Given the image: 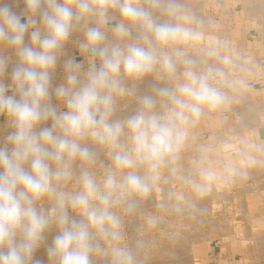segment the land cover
<instances>
[{
    "label": "clouds",
    "instance_id": "9594fccd",
    "mask_svg": "<svg viewBox=\"0 0 264 264\" xmlns=\"http://www.w3.org/2000/svg\"><path fill=\"white\" fill-rule=\"evenodd\" d=\"M24 4L27 22H22L6 0H0V43L14 48L19 61L11 76L13 94H8L9 86L0 84V116L13 129L0 146V264H27L53 223L59 234L49 257L56 264H91L92 232L118 243L121 219L112 209L128 197L148 196L161 169L186 145L190 126L200 120L204 110L228 105L230 98L218 85L237 86L225 71L235 61L226 46L206 39L187 22L179 0H24ZM110 10H118L123 21L114 29L115 38H129L127 22L141 30L139 42L107 46L101 27L88 29L80 47L82 54L90 53L93 59L82 76L81 65H66L67 82L55 92L66 110L58 113L47 101L49 74L55 69L59 50L74 22L95 16L103 26ZM157 11L176 22H158ZM37 14L43 37L34 19ZM30 28L29 47L24 40ZM202 42L208 65L203 71H197L192 60L182 59L180 51L161 53L162 49ZM180 62L185 65L182 79L174 89L161 92L168 101L163 114L153 111L154 103L146 97L135 116L112 120L114 97L125 92L121 76L139 78L157 65L174 75ZM5 69L6 61L0 58V73ZM48 121L51 127L37 131ZM122 136L128 138L126 146L120 142ZM85 141L106 148L112 167L101 182L85 170L78 178V191H63L62 186L73 178L75 161L95 163V153L83 146ZM141 168L143 174L138 171ZM216 178L214 170L201 168L198 179L189 183L202 196ZM44 199L51 201L46 210L37 207ZM69 211L81 219H71ZM111 255L113 264H134L126 249L114 246Z\"/></svg>",
    "mask_w": 264,
    "mask_h": 264
},
{
    "label": "rangeland",
    "instance_id": "374dc122",
    "mask_svg": "<svg viewBox=\"0 0 264 264\" xmlns=\"http://www.w3.org/2000/svg\"><path fill=\"white\" fill-rule=\"evenodd\" d=\"M20 1L23 2L24 0H6V3H8L9 6L12 7L13 10L15 9L14 11L18 13V9H19V11H22V10L25 11V9H26L25 6L22 5V4H24V2L21 4ZM196 1L197 0H194V2H195L194 3L193 0H186V1L185 0H179V3L182 6L183 5L185 7L187 6V8H189L191 6V10L189 12H192V13H189V14H190V16L194 17L193 15L197 16V13L199 11V9L192 8V6L195 7V5H196L197 8H199L198 7L199 6L198 5V1H197V3H196ZM216 1L217 0H213L212 4L218 5L217 4L218 2H216ZM142 2H143V0H142ZM185 2H186V4H185ZM191 3H193V4H191ZM16 4H18V6H17L18 8L15 7ZM212 4H209V5L207 4V6L204 7L205 13L212 20L211 21L212 25L210 27H204L203 26V28H200V31L203 32V34L205 33L204 36H205L206 39L213 37L212 39L218 41L222 45H225V42H228V39L223 34V31H228V32L231 31V30L234 31V24L231 25V22H230V20L227 17L221 20L219 18V16L217 15L216 11H214V9L212 8ZM239 4H241V3H239ZM188 5H190V6H188ZM226 6H227V9L229 8L228 9L229 11H232L231 9L233 8L234 3L232 2V0H228ZM19 7L20 8L22 7L23 9H20ZM45 10L46 9L42 6L41 11H45ZM194 10H195V14H193ZM196 10H198V11H196ZM111 12H112V15L120 16L118 10H110L108 13L111 14ZM157 12H154V16H155V18L157 19L158 22H161V23H163V22L174 23V21H173L174 18H169V17L161 14L160 12H158V14H157ZM37 15L40 16L39 14H37ZM224 15L225 14H221V17H224ZM242 15L244 17H246L244 19V21H246L244 24H247V27H246L247 35H245V36L241 35V36H238V37H235V35H233L234 36L233 39L237 40L238 42L241 41L242 43H244V42H246V43L243 44V45H237L236 44V46H235V44L230 42V44L225 45L227 51L228 52L230 51L229 53L233 56V59L235 61V66L237 65L236 67H233L231 70L230 69H225V71L227 73L229 71L230 74L228 73V77H229L228 79L229 80L231 79L230 81L238 82L237 83L238 87L236 86L235 88H231V87H228L227 84H225L223 82H221L218 86L228 96H231L232 98H234L237 101L236 102V108H237V112L238 113H244L245 112L246 115H247V113L251 114L253 111L250 110V109H253L255 112L251 114L252 115L251 117H253V115H254L256 118H258V113L259 112H257V111H263L264 112V110H263L264 109V103L262 101V97H264V88H263L264 84L253 80L254 73L252 72L250 67H251V65H253V63H257L260 67L263 68V74L261 75V77L264 76V58H263L264 57V52H263L264 51V43H262L263 45H261L262 35H261V33L258 32V30L259 31H264V29H262V28H264V16H263L264 15V11L261 14L262 17H253V16L249 17L246 13H245V15L244 14H242ZM229 16H231V15H229ZM86 18H88V17L82 18V19L74 22V24L75 23L76 24L73 25L74 28H72L67 42L64 43L62 45L61 49L59 50V54L57 55V59L60 58V57L64 58L65 56H68L69 52H70V54H69L70 57H73L74 52H75V54H77L78 57H79V55H81V52H80L81 51V47L80 46H81V44H83L85 42L84 40H85V33H86V29H85L86 23L89 24V29L90 28H94V27H98L97 24L94 23V22H97L96 18H91L90 21L88 19H86ZM244 24H241V26L243 28L245 27ZM116 27H117L116 20L113 19V18L111 20H109L107 28L110 29L111 31L109 32L108 37L105 40V44L107 46H113V45L119 44L120 46L122 45L121 47H123L127 43L139 42L140 37H141V35H140L141 34V32H140L141 30L139 29L138 26H134V25H130V24H129V26H127L130 29V36H129V38L127 40H125V42L124 41H118L116 38L114 39L115 36H113V35H114V29ZM207 29H209V31H206ZM40 30H41V36L45 35L43 27ZM209 35H211V36H209ZM111 36H113V38ZM30 37H31V35L28 36V38H30ZM110 37H111L112 40L110 39ZM25 39H26V37H25ZM255 40H257V41L255 42ZM25 41L26 40H24V44L26 46V42ZM253 42H254V44H253ZM248 43H252V44L248 45ZM1 44H5V43H1ZM0 46L2 48L3 45H0ZM231 46H233V47H231ZM192 49L196 50L195 47H193ZM177 51L182 52V54H183L182 55V59L185 58L187 60H192L191 51L189 49H187L186 46H179L178 48L162 49L161 53L162 54L166 53V54L175 55V53ZM261 51H262V55L260 54ZM17 57H18V54H15L14 57H12L13 58L12 60L14 61L15 64H19V61L17 60L18 59ZM256 57L260 61H258ZM259 57L262 58V61H261V59ZM0 58H4V59L6 58L5 60H7L9 58V55L1 53L0 54ZM246 58H248V59H246ZM251 58L255 59L257 61H255V60L252 61ZM243 60H244V63H243ZM248 60H249V62H248ZM13 61H11V62H13ZM201 63L194 64V65H196L195 68H196L197 71H199V70L203 71L208 66L204 62L202 64ZM182 64H183V62L180 63V65L182 67L181 71L176 69V72H175L174 75H169L161 67L159 68V65H157L156 68L152 72H150V73H148V74H146V75H144L142 77H139V78H130V77L121 76L120 77V84L125 89V92H124L123 95L114 97V111H113V115L120 116V119L122 118V121L127 120V119H124V118H127V116L132 117L134 114H137V112L140 111V109L142 108L141 104H142L144 98H146V97L151 98V100L154 102L153 111H155L157 114H163L167 110V107H165V106H167L168 101H167V99L164 96L161 95V92L163 90H172V89H174L176 83L179 80L182 79L181 75L183 74L182 70L184 69L183 68L184 64H183V66H182ZM208 64H210V63H208ZM178 65H179V63H178ZM98 67H99V65H98ZM178 67H180V66H177V68ZM180 68H178V69H180ZM234 68H236V69H234ZM15 69L6 68V70L3 73H0V81L1 82H5L6 81L7 82V86L10 87V90L8 92L9 95L13 94V91L11 90V83H12L11 82V76H12V73H13V71ZM61 70L62 69L52 70L50 72V74H49L50 75V88H49V99L47 101V105L49 107L54 108L55 110L58 109V105H61V107L59 108L58 113L66 110L64 108V105L60 101L57 100L56 95H55L56 89L59 88L60 86H62L61 84L56 83L57 82L56 80H59L61 76L63 77V75L61 74ZM232 70H233V72H230ZM55 71L60 73L61 76L60 75H58V76L55 75L54 74ZM234 71L235 72L237 71L235 73V75H234ZM180 72H182V73H180ZM248 72H250L249 75H246V74H248ZM148 75H149V77H148ZM148 84H149V86L147 87ZM240 85H242V86H240ZM149 87H151V88H149ZM240 87L241 88L245 87L246 93L249 96L247 94L243 95V94L238 93L236 90H238V88L241 89ZM262 88H263V90L261 91V93L259 91V94H254V93L252 94V92H251L252 90L253 91H257V90H260ZM231 89H233V90L235 89L234 91L237 92V93H234L233 91H231ZM248 91H250L251 94H249ZM232 94L234 95V97L232 96ZM235 95H236V97H235ZM242 99H244V100H242ZM257 100H258V102H257ZM250 103H251V105H250ZM257 103L260 105V106L258 105L259 109H257V107H256ZM140 105H141V108H140ZM261 105H262V107H261ZM238 106H239V108L242 106L240 108L242 110V112L238 109ZM249 107H250V109H249ZM137 108H139V109L137 110ZM248 109L250 110L251 113L249 112ZM113 115H112V120L113 121H115L114 118L116 119V121L117 120L120 121L119 118H116L118 116H113ZM246 115L238 116L239 118H238V123L236 125V128L231 129L230 132H226L225 134H222V136H225V138H224L225 141L228 142L231 145V148H233L234 143H237L238 145L241 144L240 137H242L243 138V142L246 143V145H248L249 148H251V150L249 152H244V153H242L240 150H236V151L232 150L233 158L236 159V160H241L242 159V164L241 165H242L243 169L247 170V173H245L239 180L238 179L233 180L234 178L227 177V180L225 181L227 187L230 189L229 191H231L232 194H234L235 192L237 193L239 191L238 192L239 194H237L236 197L235 196H233V197L230 196L231 197L230 200L228 199L229 202H228L227 199L225 201L224 198L223 199L220 198V196L222 194L221 191H224V190L213 189L212 185L210 184V186L207 188V191L205 192L204 195L197 196L193 192V195L191 197L187 198L188 200H185L186 198L181 195V193H183L184 190H185V186L183 184H180L181 180L179 181L180 178H179V176L176 175L174 166L170 169L171 170V172H170L169 168L167 167V164L169 166V163H170V162H168L161 169L159 179L157 180V182L155 184L156 186L154 185L153 190L149 193L148 196L143 197L144 199L141 198V197H137V196L128 197L127 199H125L121 203L117 204L112 209L121 218V239H120V241L118 243H115V242H112V241H110L108 239H105L102 236H100L99 234L95 233L94 231L92 232V244H93L94 250H93V252L91 254V264H113V258H112V255H111V249L114 246L120 247V248H123V249H126L127 251H129L132 254V256H133L134 264H143V263L165 264V263H170V262H174L175 264H177L176 262H178V264H179L180 261H182V263H188L186 261H189V248H190V241H191L190 240V234L194 233V231H195V228L188 226V224H190V221H192L191 218L193 216H195V215H193L191 213H194L196 211L195 209L199 208L200 211H198L199 209L196 211V213H197L196 216H198L200 212H201L200 213L201 216H202V214H205V215L208 214L209 213L208 212L209 208L211 209V208L214 207V206L212 207L213 204L211 203L212 202L211 200H212L213 197H214V200H215V198H216V200L217 199L218 200H223L222 203H224L223 207H224V211L225 212L222 214V216L225 215V217L227 219H226V221L223 220V221L219 222V226L226 228V231H228V230L231 231V229H232L234 232H236V231L240 230L239 234L241 233V235H243V236H247V234H248V235H250V237H255L253 244H255L257 246V250H258V251L256 250L257 255H255V251H253V249H255L254 246L250 247V249H248L246 254L249 257H251L252 259L247 261L248 262L247 264H264L263 263L264 262V251H263V249H264V247H263L264 246V242H263L264 241V205H263L264 204V194H263L264 193V185H263L264 184V178H262V177H264V174H261V173H264V172H261L262 171L261 168H260V170H257V169H259L258 167H260L259 164L257 165V163H254V166H249V163H248L249 161L252 160V154H254V150H253L254 146H257V144H255L256 143L255 140H257V139H255V137L258 136L259 132H260L261 138H264V124H260L259 122L257 124V122L254 121L258 126L253 123L251 125L252 127H250V123H249L250 122L249 121L250 116H246ZM123 116H125V117H123ZM246 118L248 119V121L246 120ZM256 118L253 117L252 119H256ZM128 119H129V117H128ZM244 120L247 121V125H245L246 122H245V124H243ZM48 122L49 123L42 124L37 129V131H39V130L45 128V127H51L50 121H48ZM43 125H44V127H42ZM191 127L193 128V125H191L190 128ZM255 127H257V128L254 129ZM11 131H13V129L11 128L9 121L5 117L0 116V146H3L5 144L6 137ZM216 137L217 136H205L203 138L202 148H199V150L197 149V151L195 150L197 153H194L195 156L193 157V161L201 159V154H202L201 150H204V149H206L208 147H211L212 144L216 145V146L218 145L219 141L217 140ZM233 138H234L235 141L233 140ZM209 140H210V142L213 141V140L215 142L213 141V142H211L212 143L211 144L210 142H208ZM121 144L126 146L128 144V138L124 139V141H122ZM194 144L197 145V146L199 145V144H197L196 139H194ZM221 144H223V143H219V147L222 146ZM83 146L89 148L90 151L92 149L95 152L97 151V153L92 151L96 155L95 161H96V159H98L97 158L98 153H99L98 157H100V153L101 152H98V151H100V150L103 151L104 152L103 158H104V164H105L106 173H107L108 170L111 169V167H112V163H111L112 162V157H111L109 151L106 148L102 147L100 149V147H101L100 145L94 144L91 141H85ZM95 148H96V150H95ZM213 150H215V148ZM257 150H258V152H259V150L263 151V154H264V146L261 147V148L259 147ZM258 157H260V156H258ZM263 157H264V155H263ZM174 161L175 160H173V162ZM76 162H79L78 163L79 164L78 165L79 168L77 166V163L74 162L75 164L73 163L74 167L72 165V168L74 169V168L77 167V169H74L76 171L73 170L74 171L73 172V178L66 185H63L61 190H63V191L71 190L72 193L78 191V189H79L78 177L82 173V170H83V172L85 170L89 171L91 175L94 174L93 177H95L98 182L102 181L103 178L100 176L99 169H98V167L95 164H92L93 166H90V165L88 166L86 164H80L81 163L80 161H76ZM246 164L250 168H252V167L255 168V166H257V168L255 169L256 171L254 169L253 170L256 173L258 172V175L253 170H251L248 167H246L247 166ZM262 167H264V164H263ZM138 171L141 174H143V169L142 168L139 169ZM259 171H260V174H259ZM263 171H264V169H263ZM196 174H199V172L197 173V171H195V177L197 176ZM259 175L260 176L262 175L261 178L259 177ZM252 177H254V178L256 177L255 180ZM231 179H232V181H231ZM159 182H160V184H159ZM162 183L164 184V186H167V187H164ZM241 184H244L246 186L241 185ZM159 185H161L165 189H163ZM243 186L245 188H247V187L251 188V186H252L253 189H258V190L262 191L261 192L262 194L258 196L259 197V201H260L259 204H258L259 209H256V211H255L257 217H259V221L258 222L250 221L247 216H245L246 218H244V217L242 218L243 214L246 215L241 210L243 199H244V197H243L244 196L243 189H245V188H243ZM157 188L160 189V191H158ZM179 188H181V189H179ZM166 189H167V192H168V189H170L169 193H167V192L165 193ZM179 191H180V194H179ZM215 192L216 193H220V194L219 195H214ZM167 195H170V197L167 196ZM159 196L161 198L163 196L169 197L168 199H167V197L166 198L164 197V201L167 199L166 202H164L163 200L162 201L160 200L162 205L164 206V209H166L167 213L165 215H161V214H158L156 212H151V214H149V211H145V212L141 211L140 212V210L143 209L142 206L144 208H145V206H146V208H148L149 206L151 207L152 205L150 204L151 202H149V201H152L154 199H158ZM160 197H159V199H161ZM170 198H171V201L169 200ZM239 199L242 200V201H238ZM182 200H184V201H182ZM236 200L238 202H241V203H239L240 207H241V208L239 207L240 209L237 207V203L238 202ZM49 201L50 200H48V199H44L42 201H39L38 204H37V207L46 210L51 205V203H48ZM171 202L172 203L174 202V203L171 204ZM226 202L229 203L230 206ZM191 203H193V206H191L192 205ZM201 203L204 204L205 206L204 205L202 206ZM130 207L132 208V210H131ZM136 207H139V208H136ZM193 208H195V209H193ZM190 209L192 210V212L189 213L188 211H190ZM185 210H187V211H185ZM137 211H139L140 213H137ZM236 213L237 214L239 213V215H237ZM141 214L148 215V217H146L145 220L147 221V228L146 229L149 230V231H147V230L145 231L144 230L143 233L141 232V229H139V227L137 225L138 220L140 219L139 216ZM233 214L236 215L238 217V219L241 217L242 221L238 220L240 223L239 222H234L233 223L232 221L228 220L229 218L231 219V217H234ZM188 216H189V218H188ZM69 217L71 219H73V220L75 219L77 221H79L81 219L80 216H78L77 214H75L72 211H69ZM245 220L247 222H245ZM150 221H154V223H150ZM233 221H235V220H233ZM226 223L228 225H230V226L227 227ZM245 223H247L248 225L245 224ZM235 224H236V226H235ZM241 224H243V225H241ZM160 225H162L163 228H159ZM238 225H239V228H237ZM243 227H246V228H243ZM245 230H247V232L249 231L250 234L244 232ZM160 232L163 233V236H164V234L165 235H169V239L172 240L170 243H168L172 253H168V254H166L165 252L164 253H155V251H153L151 249V243L152 242H150V241H153V242L154 241H158L161 238V235H162V234H160ZM220 232H222V231H220ZM256 233H258L259 236L260 235L263 236L262 238H260V239H263V241L261 240L262 242L260 241L259 236L256 235ZM58 234H59V229L53 223L49 227V229L45 231L41 241L39 242V245L34 250L31 258L27 261V264H56V262L49 257L48 252H49V249L52 247V244H53V241H54L55 237ZM254 235H256V236H254ZM256 238L259 239V240H256ZM236 239L240 240V237L237 236ZM255 241H257L258 243L257 242L255 243ZM219 243H220V240H215L213 242V244L216 245L217 247L219 246ZM222 244H223V246H222L223 249L231 250V252H228V251H221L220 252V250H219L218 253H215V254L212 253L211 254V260H210L209 264H242V263H246V260L243 259V257H242L243 255L241 254V251L238 249L239 247L234 246V247H232L230 249H227V247L225 246V242H223ZM259 244H261V245H259ZM146 245H147V249L145 250L144 247ZM259 248H260V250H259ZM260 251L261 252L263 251V252L261 253ZM259 254H260V258L258 257L259 259H255L254 260L255 256H259ZM143 256H144L145 259L143 258ZM183 260H186V261L183 262ZM261 261H263V262H261ZM256 262H258V263H256Z\"/></svg>",
    "mask_w": 264,
    "mask_h": 264
},
{
    "label": "bare ground",
    "instance_id": "6f19581e",
    "mask_svg": "<svg viewBox=\"0 0 264 264\" xmlns=\"http://www.w3.org/2000/svg\"><path fill=\"white\" fill-rule=\"evenodd\" d=\"M186 1V0H185ZM198 1V7L199 8H197L196 7V5H195V7L194 6H192V8H196V9H199V11L198 10H196V11H198V13H197V16H195V15H193L194 17H192V16H190V14L189 13H192V12H189L190 10H191V6L190 5H188V6H190L189 8H187V6L185 7L184 5L182 6L181 5V7H182V13H183V15L184 16H186L187 17V22H189L190 24H191V26L192 27H194L195 29H197L198 31H200V28H203V26L204 27H210L211 25H212V20L209 18V16L205 13V10H204V7L205 6H207V4L209 5V4H212V1L210 2V1H207V0H197ZM197 1H196V3H197ZM21 2V1H20ZM24 2V1H23ZM23 2H21V4L23 3ZM193 2H194V0H193ZM216 2H218L217 4L218 5H214V4H212V7L213 8H216V7H219L220 8V10H221V14H225V15H231V18H232V20H234L235 22H236V26H235V28L237 29V32H239V30H242V32H243V34H245V32H246V26L243 28L242 26H241V22H237V20L235 19V7L237 6V4H239V3H241L240 5H241V12H242V14H247L249 17L250 16H253V17H262V12L264 11V0H232V2L234 3V6H233V8L231 9L232 11H229L228 9H227V2H228V0H217ZM15 3V2H14ZM190 3V2H189ZM195 3V2H194ZM12 4V3H11ZM20 4V3H19ZM185 4H186V2H185ZM191 4H193V3H191ZM23 6H25L24 4H22ZM18 6V4H16V8H18L17 7ZM21 6V5H20ZM20 8V7H19ZM20 9H23L22 7L20 8ZM212 9V8H211ZM236 9H238V8H236ZM239 9H240V7H239ZM15 10V9H14ZM26 11V10H25ZM18 12L19 13H21V12H23V10L22 11H19V9H18ZM159 12V11H158ZM158 12H157V14H158ZM193 14H195V10H194V13ZM192 15V14H191ZM264 16V15H263ZM237 17V16H236ZM35 18V17H34ZM37 18H39V17H37ZM91 18H96L95 16H92ZM115 19L116 20V22H117V25H119L120 23H122L123 21H122V18L120 17V16H116V15H112V12H111V14H109L108 13V18H107V23L106 24H104L103 26H101V25H99L98 24V22H94L95 24H97V26L98 27H101V30L104 32V34H105V37L107 38L108 37V34H109V32L111 31L110 29H108L107 27H108V22H109V20H111V19ZM246 18V17H245ZM40 19V18H39ZM37 21H38V19H37ZM174 21V23L176 22L175 21V19L173 20ZM92 23V22H91ZM125 24H126V26H129V24H127V22H124ZM76 24V23H75ZM74 24V25H75ZM234 24V23H233ZM39 25V24H38ZM232 25V24H231ZM114 26V25H113ZM133 27V26H132ZM216 27V26H215ZM218 27V26H217ZM73 28H74V26H73ZM114 28V27H113ZM241 28V29H240ZM85 29H86V31L89 29V24L88 23H86V25H85ZM206 29V28H205ZM262 29H264V28H262ZM206 31H209V29H207ZM108 32V33H107ZM141 32V31H140ZM211 32V31H210ZM258 32L259 33H261V35H262V42H261V45H263L262 43H264V31H259L258 30ZM74 33V32H73ZM205 34V33H204ZM223 34L226 36V38L228 39V42H225V45H227V44H230V42L231 43H233V44H235V46H236V44L237 45H243V44H245L246 42H244V43H242L241 41L240 42H238L237 40H235V39H233V37L231 36V33H229L228 31H223ZM237 34V33H236ZM239 34V33H238ZM141 35V34H140ZM247 35V34H246ZM43 36V35H42ZM114 36V35H113ZM113 36H111L112 38H113ZM209 36H211V35H209ZM111 37H110V39H111ZM237 37V36H236ZM211 38H213V37H211ZM109 39V40H110ZM114 39H115V37H114ZM113 39V40H114ZM112 40V39H111ZM85 41V40H84ZM125 42V41H124ZM206 42V41H205ZM205 42H202L201 44H199V45H191V46H186L187 47V49H189L190 51H191V58H192V61L193 62H195L194 64H199V63H203L204 62V58H203V53H202V48H203V46H204V43ZM256 42V41H255ZM250 44H252V43H248V45H250ZM253 44H254V42H253ZM224 45V46H225ZM27 46H31V40H29V42H28V45ZM122 46V45H121ZM193 47H195L196 48V50H193L192 48ZM231 47H233V46H231ZM232 49V48H231ZM260 50V49H259ZM249 51V50H248ZM252 51V50H251ZM15 52V51H14ZM230 52V51H229ZM247 52V51H246ZM253 52V51H252ZM264 52V51H263ZM6 53V52H5ZM15 53H17V52H15ZM249 53V52H248ZM260 53V52H259ZM0 54H1V52H0ZM3 54V53H2ZM59 54V53H58ZM261 55H262V51H261V53H260ZM258 55V54H257ZM256 55V56H257ZM189 56V55H188ZM3 57V56H2ZM60 57V56H59ZM70 57V56H69ZM238 57V56H237ZM252 57V56H251ZM18 58V57H17ZM61 58V57H60ZM257 58V57H256ZM260 59H261V61H262V58L261 57H259ZM264 58V57H263ZM6 59V58H5ZM185 59V58H184ZM246 59H248V58H246ZM18 60V59H17ZM62 60V59H61ZM88 60V59H87ZM241 60V59H240ZM251 60L253 61V60H255V59H252L251 58ZM257 60H258V58H257ZM257 60H255V61H257ZM64 61H65V59H64ZM258 61H260V60H258ZM70 62H72L73 63V61L71 60ZM248 62H249V60H248ZM181 63V62H180ZM180 63H179V65H178V63H177V66H180L181 67V65H180ZM201 63V64H202ZM208 63H212L211 61H209ZM243 63H244V60H243ZM253 63V62H252ZM251 63V64H252ZM250 64V65H251ZM204 65V64H203ZM248 65V64H247ZM182 66H183V64H182ZM185 66V65H184ZM184 66H183V68H184ZM195 67H196V65H194ZM199 66V65H198ZM218 67L220 66V65H217ZM237 66V65H236ZM236 66H234V67H236ZM180 67H178V68H180ZM205 67V66H204ZM241 67V66H240ZM158 68V67H157ZM159 68H160V66H159ZM177 68V70H180L181 71V69H182V67L180 68V69H178ZM251 70H252V72L254 73V77H253V80L254 81H258V82H260V83H263L264 84V76L263 77H261V75L263 74V68L262 67H260L257 63H253V65H251ZM202 69V68H201ZM206 69V68H205ZM204 69V70H205ZM234 69H236V68H234ZM233 69V70H234ZM244 69V68H243ZM161 70V69H160ZM184 70V69H183ZM183 70H182V72H183ZM231 70V69H230ZM233 70L232 71H230V72H233ZM162 71V70H161ZM200 71V70H199ZM182 72H180V73H182ZM237 72V71H236ZM235 71H234V75H235V73H236ZM240 72V71H239ZM238 72V73H239ZM242 72V71H241ZM244 72V71H243ZM251 72V73H252ZM228 73H229V71H228ZM249 73L250 72H248V74H246V75H249ZM230 74V73H229ZM233 74V73H232ZM151 75V74H150ZM182 76V75H181ZM260 76V77H259ZM124 77H126V76H124ZM148 77H149V75H148ZM160 77V76H159ZM2 78V77H1ZM229 78V77H228ZM231 80V79H230ZM3 81V80H2ZM1 82V81H0ZM5 82H1L0 84H4ZM156 83V82H155ZM149 86V84L147 85V87ZM240 86H242V85H240ZM146 87V86H145ZM154 87V86H153ZM238 87V86H237ZM149 88H151V87H149ZM232 88V87H231ZM241 88V87H240ZM264 88V87H263ZM263 88L262 89H260V90H257V91H251L252 92V94L254 93V94H259V91H260V93H261V91L263 90ZM230 89V88H229ZM235 90V89H234ZM233 89H231V91H233L234 93H240V94H247L246 93V89H245V87L244 88H241V89H239L238 88V90H236L237 92H235ZM143 92V91H142ZM251 92L250 91H248V93L249 94H251ZM158 93V92H157ZM156 93V94H157ZM233 93V94H234ZM232 94V96L234 97V95ZM159 95V94H158ZM242 95V96H243ZM248 95V94H247ZM239 96V95H238ZM241 96V95H240ZM249 96V95H248ZM251 96V95H250ZM259 96V95H258ZM146 97V96H145ZM235 97H236V95H235ZM155 98V97H154ZM157 98V97H156ZM159 98V97H158ZM247 98V97H246ZM143 99V98H142ZM258 99V98H257ZM242 100H244V99H242ZM262 101H263V103H264V97H262ZM257 102H258V100H257ZM154 103V102H153ZM142 105V104H141ZM141 105H140V108H141ZM161 105V104H160ZM159 105V106H160ZM232 105V104H231ZM247 105V104H246ZM250 105H251V103H250ZM249 105V106H250ZM258 103H257V109H259V107H258ZM240 106V105H239ZM239 106H238V109L241 111V107L239 108ZM260 106V105H259ZM61 107V105H58V109H56V111L58 112L59 111V108ZM165 107H167V106H165ZM248 107V106H247ZM261 107H262V105H261ZM161 108V107H160ZM225 108V107H224ZM139 108H137V110H138ZM244 109V108H243ZM249 109H250V107H249ZM248 109V110H249ZM141 110V109H140ZM235 110V109H234ZM246 110V109H245ZM247 110V111H248ZM250 110H252L253 112L252 113H254L255 111L253 110V109H250ZM250 110H249V112H250ZM264 110V109H263ZM136 111V110H135ZM134 111V112H135ZM237 111V110H236ZM246 111V112H247ZM163 112V111H162ZM242 112V111H241ZM257 112H259L258 113V118H256L254 115H253V117L254 118H256V119H252L253 117H250L249 118V123H250V127H252L251 125L254 123V124H256L254 121H256L257 122V124H258V122L260 123V124H264V112L263 111H257ZM138 113V112H137ZM233 113V112H232ZM231 113V114H232ZM251 113V112H250ZM251 113V114H252ZM133 114V113H132ZM131 114V115H132ZM243 115L245 114V112L244 113H242ZM247 114H249V113H247ZM257 114V113H256ZM255 114V115H256ZM113 115V114H112ZM120 115V114H119ZM130 115V114H129ZM136 114H134L133 116H135ZM113 116H118V115H113ZM132 116V117H133ZM247 116H250V114L249 115H247ZM252 116V115H251ZM123 117H125V116H123ZM128 117L129 118H131L130 116H127V118H124V119H128ZM116 118H119L120 119V116H118V117H116ZM123 119V120H124ZM114 120L116 121V119L114 118ZM215 119H213L212 121H211V123H212V125H216V121H214ZM246 120L248 121V119L246 118ZM118 121V120H117ZM120 121H122V118L120 119ZM247 121H245L244 120V123L243 124H245V122H246V124L245 125H247ZM47 123H49V122H47ZM50 123H51V121H50ZM256 124V125H257ZM249 125V124H248ZM3 126V125H2ZM258 126V125H257ZM42 127H44V125L42 126ZM249 127V126H248ZM257 127H255L254 129H256ZM260 131V130H259ZM195 132V131H194ZM196 133V132H195ZM222 133V132H221ZM219 134V135H217V140L219 141L218 142V145L216 146V145H213L211 142H213V141H211L210 142V140L208 141V142H210L211 144V147H208V148H210L211 149V154H209V156H206L205 154H202V156L201 157H203L204 159H207V161H209V162H211L212 163V165L210 164V167H212L211 169L212 170H214L215 172H216V174H217V178L213 181L214 182V185L216 186V187H220L222 190H224V191H221V196H220V198H224L225 199V201H226V199L228 200H230V196H235L236 197V195L237 194H239L238 192L235 194H232L231 193V191H229L230 189L227 187V185H226V183H225V181L227 180V177H231V178H234L233 180H236V179H240L245 173H247V170L246 169H243V167H242V159L241 160H236V159H234L233 158V156H232V150H240L242 153H244V152H249L250 150H251V148H249L248 147V145H246V143H244L243 142V138L242 137H240V142H241V144H237V143H234V146H233V148H231V145L228 143V142H226L225 141V136H222V134ZM224 134V133H223ZM263 134V133H262ZM215 136H216V134H215ZM229 136V135H228ZM253 136V135H252ZM227 137V136H226ZM254 137V136H253ZM211 138V137H210ZM209 138V139H210ZM124 139H126V136H122L121 137V142L122 141H124ZM196 139V138H195ZM212 139V138H211ZM255 139H257V140H255V144H257V146H254V154H252V160L251 161H249L248 163H249V166H254V163H257V165L259 164V166L260 167H258L259 169H257V170H260V168L262 169V171L261 172H264L263 171V169H264V167H262L263 166V164H264V157H263V151H260L259 150V152H258V148L260 147H263L264 146V138H261V136H260V132H259V135L258 136H256L255 137ZM189 140V139H188ZM233 140H234V138H233ZM221 141V142H220ZM235 141V140H234ZM215 142V141H214ZM217 142V141H216ZM254 142V141H253ZM219 143H223V144H221L222 146L221 147H219ZM263 143V144H262ZM216 144V143H215ZM260 144V145H259ZM197 146V145H196ZM206 146V145H205ZM247 146V147H246ZM194 147V146H193ZM235 147V148H234ZM102 148V146L100 147V149ZM197 148V147H196ZM215 148V150H213ZM95 150H96V148H95ZM198 150H199V147H198ZM91 151H94L93 149L91 150ZM95 152V151H94ZM98 152H101L100 153V157H98L99 156V153H98V155H97V158L98 159H96V161H95V165L98 167V169H99V172H100V176L104 179V177H105V165H104V158H103V156H104V152L103 151H98ZM234 152V151H233ZM95 153H97V151L95 152ZM191 153V152H190ZM195 153H197L196 151H195ZM193 154V153H192ZM194 155V154H193ZM195 156V155H194ZM258 156H260V157H258ZM95 157H96V155H95ZM200 158V157H199ZM198 159V158H197ZM203 160V159H202ZM260 160V161H259ZM204 161V160H203ZM197 162V161H196ZM75 163H77V166L79 165L78 163L79 162H76L75 161ZM74 163V164H75ZM198 163V162H197ZM247 163V162H246ZM74 164H73V167H74ZM80 164H83V163H80ZM186 164V163H185ZM195 164V163H194ZM199 164V163H198ZM253 164V165H252ZM87 165V164H86ZM244 165V164H243ZM247 165V164H246ZM256 165V164H255ZM89 166V165H88ZM90 166H93V165H90ZM197 166V165H196ZM200 167V169L201 168H206V169H208L207 168V166L204 164V162H202L201 163V165H199ZM76 167V166H75ZM81 167V166H80ZM246 167H248V165L246 166ZM245 167V168H246ZM78 168H79V166H78ZM82 168V167H81ZM197 168V167H196ZM249 169H251V170H255L256 168H257V166H255V168H250V167H248ZM73 169V168H72ZM74 169H77V167L76 168H74ZM73 169V170H74ZM80 170V169H79ZM185 170V169H184ZM253 170V171H254ZM74 171H76V170H74ZM73 171V172H74ZM249 171V170H248ZM256 171V170H255ZM254 171V172H255ZM82 172H83V170H82ZM251 172V171H250ZM249 172V173H250ZM256 173V172H255ZM254 173V174H255ZM257 175H258V172L256 173ZM259 174H260V171H259ZM261 174H264V173H261ZM94 175V174H93ZM250 175V174H249ZM248 176V175H247ZM251 176V175H250ZM253 176V175H252ZM262 176V175H261ZM261 176L259 175V177L261 178ZM78 177V176H77ZM171 177V176H170ZM181 177V176H180ZM179 177V178H180ZM258 177V178H259ZM79 178V177H78ZM95 178V177H94ZM178 178V179H179ZM182 178V177H181ZM192 178H193V176H192ZM254 180H255V178L254 177H252ZM259 178V179H260ZM262 178H264V177H262ZM96 179V178H95ZM102 179V180H103ZM177 179V180H178ZM195 179H197L196 177H195ZM230 179V178H229ZM173 180V179H172ZM237 180V181H238ZM179 181H180V179H179ZM231 181H232V179H231ZM241 181V180H240ZM244 181V180H243ZM77 182V181H76ZM230 182V181H229ZM166 183V182H165ZM174 183V182H173ZM180 183V182H179ZM159 184H160V182H159ZM163 184V183H162ZM213 184V183H212ZM229 184V183H228ZM263 184V183H262ZM184 185H185V183H184ZM188 185V184H187ZM190 185V184H189ZM231 185V184H230ZM241 185H244V184H241ZM259 185V184H258ZM264 185V184H263ZM156 186V185H155ZM159 186H161V185H159ZM163 186H164V184H163ZM183 186V185H182ZM244 186H246V185H244ZM243 186V188H245ZM250 186V185H249ZM162 187V186H161ZM164 187H167V186H164ZM174 187V186H173ZM160 188V187H159ZM163 188V187H162ZM178 188V187H177ZM182 188V187H181ZM181 188H179V189H181ZM163 189H165V188H163ZM183 189V188H182ZM241 189V188H240ZM157 190L158 191H160V189H158L157 188ZM169 190L170 189H168V192H167V189H166V191H165V193L167 192V193H169ZM239 190V189H238ZM241 191V190H240ZM243 191H244V199H243V203H242V208L240 207V204L239 203H241V202H238V201H242V200H236L238 203H237V207L239 208H241V210H242V212H244L246 215H242V218L244 217V218H246L245 216H247L248 217V219L250 220V221H254V222H258L259 221V217H257V215H256V213H255V211H256V209H259V206H258V204H259V195H261L262 193V191H260V190H258V189H253L252 188V186H251V188L250 187H247V188H245V189H243ZM162 192V191H161ZM175 192V191H174ZM173 192V193H174ZM242 192V191H241ZM164 193V192H163ZM160 194V193H159ZM179 194H180V191H179ZM220 193H216L215 192V194L214 195H219ZM241 194V193H240ZM264 194V193H263ZM153 195V194H152ZM162 195V194H161ZM175 195V194H174ZM242 195V194H241ZM158 196V195H157ZM167 196H169L170 197V195H167ZM167 196H163L161 199H159V197H158V199H154L153 201H149V202H152V206L150 207L149 206V209H147V210H150V209H155V208H159V206L161 207L162 206V203H161V201L163 200L164 201V197L166 198ZM169 197H167V199L169 198ZM177 197V196H176ZM213 197V196H212ZM241 198V197H240ZM144 199V198H143ZM166 199V200H167ZM179 199V198H178ZM140 200V199H139ZM152 200V199H151ZM156 200V201H155ZM161 200V201H160ZM166 200L164 201V202H166ZM170 201H171V198L169 199ZM168 200V201H169ZM208 200V199H207ZM210 200V199H209ZM229 200H228V202H229ZM142 201V200H141ZM175 201V200H174ZM203 201V200H202ZM201 201V202H202ZM212 202V207L213 208H209V210H208V214H202V216H201V212L199 213V215L198 216H196L197 215V213H196V211L199 209V208H197V209H195V208H193V209H195L194 211V213H191V214H193V215H195V216H193L192 218H191V220L192 221H190V225H191V227H193V228H195V231H194V233H192V234H190V238H191V243H202L203 245H205V243H211V241L212 240H214V239H218L219 238V236H221L222 238V243L223 242H225V246L227 247V249H230V248H232V247H234V246H236V247H239L238 249L241 251V254L243 255L242 257H243V259H245L246 260V263H242V264H247L248 262L247 261H249L250 259H252L251 257H249L247 254H246V252L248 251V249H250V247H252V246H254V248L255 249H253V251H255V255H257V253H256V250H257V246L255 245V244H253L254 243V239H255V237H250V235H248L247 234V236H243V235H241V233L239 234V232H240V230H238V231H236V232H234L232 229H231V231L230 230H228V231H226V228H224V227H221V226H219V222H221V221H223V220H225L226 221V217H225V215L224 216H222V214L225 212L224 211V207H223V205H224V203H222V201L223 200H216V198H215V200H214V197L212 198V200H211ZM134 202V201H133ZM138 202V201H137ZM206 202V201H205ZM124 203V202H123ZM174 203V202H173ZM172 202H171V204H173ZM227 203V202H226ZM132 204V203H131ZM164 204V203H163ZM166 204V203H165ZM179 204V203H178ZM177 204V205H178ZM192 205L191 206H193V203H191ZM202 204V203H201ZM229 206H230V204L229 203H227ZM234 204V203H233ZM239 204V205H238ZM263 204V203H262ZM136 205V204H135ZM140 205V204H139ZM149 205V204H148ZM196 205V204H195ZM200 205V204H199ZM204 204H202V206H203ZM264 205V204H263ZM197 206V205H196ZM195 206V207H196ZM205 206V205H204ZM148 207V206H147ZM201 207V206H200ZM131 208V207H130ZM136 208H139V207H136ZM141 208V207H140ZM142 208L143 209H141V211H143V212H145V210H146V206H145V208L142 206ZM236 208V207H235ZM239 208V209H240ZM131 210H132V208H131ZM172 210V209H171ZM202 210V209H201ZM134 211V210H133ZM185 211H187V210H185ZM198 211H200V209L198 210ZM189 213L190 212H192V210L190 209V211H188ZM234 213V212H233ZM237 214V213H236ZM242 214V213H241ZM240 214V215H241ZM234 215V214H233ZM237 215H239V213L237 214ZM262 215V214H261ZM190 216V215H189ZM189 216H188V218H189ZM228 216V215H227ZM259 216V215H258ZM191 217V216H190ZM230 217V216H229ZM242 218L240 217L239 219H238V217L236 216V215H234V217H231V219L229 218L228 220H230V221H232L233 223L234 222H239L240 220L242 221ZM75 220V219H74ZM196 220V221H195ZM233 220H235V221H233ZM239 220V221H238ZM231 222V223H232ZM245 222H247L246 220H245ZM240 223V222H239ZM243 223V222H242ZM227 224V223H226ZM238 224V223H237ZM244 224V223H243ZM243 224H241V225H243ZM245 224H247V223H245ZM248 225V224H247ZM228 226H230V225H228L227 224V227ZM235 226H236V224H235ZM252 226V225H251ZM232 227V226H231ZM241 227V226H240ZM237 228H239V225H238V227ZM243 228H246V227H243ZM229 229V228H228ZM251 229V228H250ZM248 230V229H247ZM247 230H245L244 232H246V233H249V231L247 232ZM220 231H222V232H220ZM242 232V231H241ZM244 234V233H243ZM250 234V233H249ZM263 234V233H262ZM256 235H258V233H256ZM256 235H254V236H256ZM240 237V240H237L236 239V237ZM259 236V235H258ZM261 236V237H260ZM259 236V239L260 238H262L263 236L262 235H260ZM97 238V237H96ZM258 238V237H257ZM256 238V240H259V239H257ZM263 241V239H260V241ZM261 241V242H262ZM101 242V241H100ZM257 241H255V243H256ZM264 242V241H263ZM258 243V242H257ZM260 243V242H259ZM97 244V243H96ZM262 244V243H261ZM261 244H259V245H261ZM222 246H223V244H222ZM197 247V246H196ZM201 247V246H200ZM206 247V246H205ZM260 247V246H259ZM264 247V246H263ZM203 248V246L201 247V249ZM187 249V248H186ZM190 249V248H189ZM223 249V248H222ZM263 249V248H262ZM137 250V249H136ZM195 250V249H194ZM200 250V249H199ZM204 250H205V248H204ZM259 250H260V248H259ZM197 251V250H196ZM258 251V250H257ZM263 251H264V249H263ZM262 251V252H263ZM202 252H203V249H202ZM205 252H206V250H205ZM261 252V251H260ZM261 252V253H262ZM204 253V252H203ZM259 253V252H258ZM187 254V253H186ZM190 254V253H189ZM202 254V253H201ZM205 254V253H204ZM182 255V254H181ZM200 255V254H199ZM203 255V254H202ZM207 255V254H206ZM205 255V256H206ZM186 256V255H185ZM191 256V255H190ZM180 257V256H179ZM260 258V254H259V256H255V258H254V260L255 259H259ZM184 258V257H183ZM182 258V259H183ZM136 259V258H135ZM175 260V259H174ZM180 260V259H179ZM184 262V261H183ZM187 262V261H186ZM261 262H263V261H261ZM177 264H178V262H176ZM256 263H258V262H256ZM264 263V262H263ZM146 264V263H145ZM155 264V263H154ZM165 264H175L174 262H170V263H165ZM179 264H207L206 263V261H205V258H200V259H198L195 255H193V256H191V261H188V263H182V262H180Z\"/></svg>",
    "mask_w": 264,
    "mask_h": 264
},
{
    "label": "crops",
    "instance_id": "0c3cea01",
    "mask_svg": "<svg viewBox=\"0 0 264 264\" xmlns=\"http://www.w3.org/2000/svg\"><path fill=\"white\" fill-rule=\"evenodd\" d=\"M207 1L211 2L212 0H207ZM239 7H240V9H239ZM236 8H238V9H236ZM241 8H242L241 5L237 4V6L235 7V15L234 16H235V19L237 20V22L241 21V24H244L246 21H244L245 17L242 15ZM213 9H214V11H216L217 15L219 16V18L221 20L227 17L230 20L231 24L234 23V31L233 30L229 31V33H231L232 37H234L233 35H235V37L236 36L238 37V36H241V35L245 36L247 34V31L245 32V34H243L242 30H239V32H237V29L235 28V26L237 24H236V22L234 20H232L231 16L224 15V17H221V10H220L219 7H216V8H213ZM18 14L21 16L22 22H27L26 21V16H27V12L26 11L23 10V12H21V13L18 12ZM37 17L40 18V16L36 15L35 18H34V19H36V21L38 19L37 27L42 29L43 25L40 23V19L37 18ZM91 17L92 16H88V18H86V19H88L90 21ZM244 26L247 27V24H244ZM32 31H33V29L30 28L28 33H26V35H25V37H26V39H25L26 40L25 41L26 42V46L28 45V42L30 40V38H28V36L31 35ZM255 41H257V40H255ZM0 45H3L2 46L3 49L0 46V52L3 53V54H6V55L8 54L9 55L8 59L10 61L8 59L5 60L6 61V68H10V69L17 68L19 66V64H15L14 61L12 60L13 59L12 57H14V55L17 54V53H15L17 51L14 48L9 47L6 43L5 44H1L0 43ZM69 54H70V52L68 53V56H65L64 58H58L57 61H56V66H55L54 70L62 69L61 70V74L63 75V77L61 76L60 73H58L56 71H55L54 74L57 75V76L58 75L61 76L59 80H56L57 81L56 83L61 84V85H65L66 82H67L66 65L71 60L73 61L74 64L81 65V76H82L84 73H86L88 71V69L90 67V61L93 59L92 55L89 54V53H83L82 54V52H81V55H79V57L77 56V54H75V52H74L73 57H69ZM64 59H65V61H64ZM11 61H13V62H11ZM95 63H96V66L98 67V65L100 63L99 59H96ZM4 85L7 86V82L6 81H5ZM229 98H230V102L228 103L227 106H225V108L223 107V108H221L219 110H216V111L204 110L200 120L198 122H196L195 124H193V128L191 127L189 129V140L187 141V143L184 146V148L178 154V156L176 157L174 162L170 161L169 166L167 164V167L169 168V170L174 166L176 175L179 176V177L180 176L182 177V178L180 177V180H181L180 184L184 185V183H185V185H184L185 186V190H184L183 193H181V195L186 198L185 200H188L187 198H189V197H191L193 195V190L191 188V184L189 183V181L195 179V171H197V173H198L199 170H200V168H199L200 166L199 165H201V163L204 162V164L207 166L208 169L212 168V167H210V164L212 165V163L207 161V159H204L203 157H201L200 160L193 161V157H194L193 154L195 153V150L197 151L198 147L202 148L203 138L205 136H215V134L217 136L221 132H222L221 134H223V133L225 134L226 132H230L231 129L236 128V125L238 123V118H239L238 116H243L242 113H238L236 111L237 110V108H236V102L237 101L234 98H232L231 96H229ZM244 115H246V114H244ZM250 117H251V114H250ZM213 119H215L214 121H216V125L215 126L212 125V123H211V121ZM126 138H127V136H126ZM195 138H196L197 144H199L198 146H196L194 144V139ZM201 152H202V154H205L206 156H209V154H211V149L210 148H206L204 150H201ZM202 154H201V156H202ZM170 172H171V170H170ZM105 175H106V171H105ZM196 175H197L196 178L198 179V174H196ZM192 176H193V178H192ZM212 183H211V185H212L213 189L222 190L220 187H216L214 185V182H212ZM70 191L71 190H68L67 192H70ZM182 201H184V200H182ZM48 203H51V201H49ZM151 204H152V202H151ZM147 209H149V207L146 208V210H145V211H149V214H151V212H156V213L161 214V215H165L167 213L166 209H164L163 205L161 207L159 206V208L150 209V210H147ZM140 212H141V210H140ZM140 212L137 211V213H140ZM139 217H140V219H139L140 221L138 220L137 225H138L139 229H141V232L143 233L144 230L145 231L147 230L146 229L147 228V221L145 220V218L148 217V215L141 214ZM188 226L191 227L190 224H188ZM159 228H163V226L160 225ZM147 231H149V230H147ZM160 234H162L161 238L159 239L160 241L159 240L158 241H154V242L150 241V242H152L151 243V249L153 251H155V253H164V252L166 254L172 253L171 250H170V246L168 244V243H170L172 241V240L169 239V235H165L164 234V236H163L162 232H160ZM221 238L222 237L219 236V238L217 239V240H220V243H219L218 247L213 244V242L216 239L212 240L211 243H208V242L205 243V245H203L202 243H191V241H190L189 261H191V256L195 255L198 259L205 258L206 263L209 264L210 260H211V254L212 253H214V254L218 253L219 250H220V252L221 251L231 252V250L222 249V239ZM190 240H191V238H190ZM200 246L201 247L203 246L202 249H203V252L205 254L202 252V249H201ZM144 248L146 250L147 249V245ZM204 248H205L206 252H205ZM143 258H144V256H143ZM183 261H186V260H183ZM180 262H182V261H180ZM143 264H145V263H143ZM146 264H150V263H146Z\"/></svg>",
    "mask_w": 264,
    "mask_h": 264
}]
</instances>
